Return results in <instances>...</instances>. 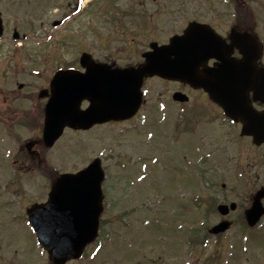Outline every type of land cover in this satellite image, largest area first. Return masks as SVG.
Segmentation results:
<instances>
[{
  "label": "rangeland",
  "instance_id": "1",
  "mask_svg": "<svg viewBox=\"0 0 264 264\" xmlns=\"http://www.w3.org/2000/svg\"><path fill=\"white\" fill-rule=\"evenodd\" d=\"M26 1H29V4H24ZM191 1L188 0V3ZM202 1L206 0L192 2ZM209 1L226 3L235 0ZM242 1L250 2L256 8L261 35H263L264 0ZM41 2L42 0H0V9L5 12L9 30L21 23L24 28L27 27L26 32L31 33L32 36L29 40L23 41L24 47L9 39L0 44V122L4 127V131H0V170L4 178V180L0 178V264L48 263L46 256L39 254L34 236L24 225L26 210L35 202L46 199L51 177L54 176L51 167L57 169L58 173L78 172L97 157L102 159L106 170L105 204L109 211L112 210L110 250L107 252L109 256L105 257L107 264H122L120 262L123 260V251L125 257L127 254L124 235L130 236L132 232H140L143 238L146 236L145 233H148L149 239L139 240L134 248L129 250L131 253L135 248L141 249L139 256L136 257L133 251V257L127 258L128 264H133L136 260H140L142 264H181L185 259L181 253L182 240L181 236L173 234V228L183 226V223L187 224L185 227L190 224L201 227L205 224L204 221L201 222L202 220L198 222L207 209L205 198L209 191V188L207 190L204 188L207 185L202 179L218 180V185L211 189H218L220 184H226L224 193L220 194L216 191L218 199L229 195V200L239 199L240 202L247 200L245 203H250L253 193L264 185V157H262L264 146L257 147L250 141L234 138L214 122L207 120L208 122H203L207 127L206 131L203 127L197 133L188 136L189 144L193 141L194 144H200L201 134L207 136L202 140L204 144L211 141L220 145L223 139L218 155L221 159L226 158L222 162L227 167L214 173L210 170L205 172L189 167L182 142L186 136L184 123L181 124L180 129L175 128L174 118L178 114L176 107L179 105H174L170 97L177 85L153 78L146 83L150 94L149 102L142 110V118L147 115L149 119L144 122L146 123L144 126L142 121L135 118L125 123L108 124L90 133L76 134L67 131L53 148H45L41 145L33 147L38 155L31 156L26 151L25 144L30 140L40 139L43 130L40 129L43 128V120L40 121V117L46 100H40L38 94L42 89L48 88L56 70L74 63L75 36L78 35L77 40L82 42L88 40V32L83 22L86 17H81L77 23L66 22L58 29L53 26L54 22L61 18L62 13L66 14L73 9L74 0H50L45 6ZM93 2L98 0H92L90 3ZM189 7L193 10L199 8L195 4H190ZM182 17L188 18L186 14ZM183 18H172L174 20L173 29L170 26L171 33L182 28ZM170 19L168 16H161L160 28H164V24L168 25L167 21L170 23ZM42 34L50 35L47 39L49 53L46 59L43 57L46 49L40 48L42 42H45L40 40ZM80 35L82 38H79ZM165 36L160 34L161 38ZM20 84H23L22 89L19 88ZM157 100L165 102L164 113L159 112ZM6 108L10 109L14 117L5 111ZM25 112L28 114L30 112L38 119H33L30 123L25 119ZM4 114L6 116L2 117ZM163 114L167 115V120L159 123ZM171 129L177 133L174 134L173 145L170 144ZM166 134H169V139H166ZM12 137L14 138L11 144ZM3 140L5 141L2 142ZM8 147L13 152L9 160L5 156L3 158ZM191 151L192 147L189 158H193L194 155ZM155 156L159 158L158 163L153 162ZM214 157L216 158L217 155ZM122 162L127 163L129 170L122 165ZM147 164L151 174L142 181L139 179L143 169L140 166H145L147 169ZM227 168L230 171H227ZM237 171L242 172L244 181L237 178ZM184 206L188 207L185 213H183L186 208ZM241 211L239 210L236 216H240ZM146 220L147 224H144ZM215 220L213 215L206 220V223L211 225ZM235 226L228 233L225 242L221 243L222 247H225L229 241L239 240L240 231L243 233L242 225L238 223ZM252 243L257 246L250 244L251 254L240 260V264H264V247H262L264 229L256 234V239H253ZM227 258L229 261H225ZM218 259L216 262L218 264H236L235 262L238 261L227 255V248L225 251L222 250ZM193 264H195L194 260Z\"/></svg>",
  "mask_w": 264,
  "mask_h": 264
},
{
  "label": "water",
  "instance_id": "2",
  "mask_svg": "<svg viewBox=\"0 0 264 264\" xmlns=\"http://www.w3.org/2000/svg\"><path fill=\"white\" fill-rule=\"evenodd\" d=\"M192 26L183 36L172 39L167 46H153L145 55L146 63L138 69H97L89 62L87 74L73 71L57 73L52 82V96L46 108L45 143L52 146L66 126L88 129L94 124L132 117L142 102L140 88L143 78L159 75L165 79L190 83L205 88L217 102H231L225 106L229 114L242 119L244 134L255 141L264 140V115L249 108V93L264 102V69L257 67L259 48L251 42L242 49L244 60L224 63L208 83L199 67L217 48L213 39H202ZM210 80V79H209ZM91 101L82 111L83 100ZM176 100H186L181 94ZM248 111V112H247ZM103 172L95 162L78 174L58 178L46 205H35L28 210L40 243L49 251L55 264L79 258L84 248L94 239L101 212ZM264 189L254 198L247 212L250 225L264 214L261 199ZM227 224L221 226L225 230Z\"/></svg>",
  "mask_w": 264,
  "mask_h": 264
},
{
  "label": "flooded vegetation",
  "instance_id": "3",
  "mask_svg": "<svg viewBox=\"0 0 264 264\" xmlns=\"http://www.w3.org/2000/svg\"><path fill=\"white\" fill-rule=\"evenodd\" d=\"M74 1L73 9L66 14L62 13L61 18L64 21L60 25L63 26L69 20H74L77 23L81 17H86L83 22H85L84 27L88 32V40L84 42L77 40L78 35L74 38L76 59L72 67L75 69H81L80 58L85 53L96 61L107 63L112 67L128 68L138 66L140 64L139 60L143 58L146 52L151 50L153 43L166 44L172 36L182 34L192 26L196 29L195 31L200 32L198 37L213 39L219 46L212 53V56L207 58L199 67V72L205 82L208 83L211 79L214 81L212 76L220 70V66L224 63L232 64L236 60H242V49L246 47L248 42L252 43L254 49L255 43L260 46L261 55L258 66L264 68V31L261 35L262 30L259 25L260 21L257 19L256 8L250 2L235 0L222 3L206 0L205 2L193 3L192 0L188 3V0H130L129 2H126L127 0H98V2L93 3L84 2L80 8L79 0ZM190 4H195L199 8L193 10L189 7ZM183 14H186L188 18H183ZM161 16L171 18L170 23L167 21L168 25L164 24V28H160L159 25ZM76 17L78 18L76 19ZM173 17H181L184 20L182 28L171 33ZM80 32L83 33V31ZM160 34L166 35L165 38H161ZM79 38H82V35ZM176 85L177 88L173 92L186 93L190 98V102L183 104L175 102L179 105L180 113L174 120L184 123V132L186 133V137L183 138L186 162L188 161L189 166L195 170H210L214 173L226 169L227 166H224L222 162L226 158L221 159L218 155L223 139L220 145L218 143L213 144L211 141L204 144L202 140L207 136L201 134L200 144H194L193 141L191 145L188 136L197 133L203 127H205V130L207 127L204 126L205 123L203 122L209 120L225 130L230 136L240 137V122H235L228 117L224 107L229 106L231 102H214L203 88L196 89L188 84L181 83H176ZM84 105L87 106L88 102H85ZM251 106L258 113H264V102H251ZM175 128L180 129L176 123ZM241 138L253 144L252 138ZM262 146L264 144L259 147ZM190 147H192L191 153L194 154L193 158H189ZM214 155H217V157L215 158ZM217 181L216 178L214 180L207 179L206 185L213 188L218 185ZM241 201L244 202L237 200V210H242L240 216H236L237 210L230 212L227 217L215 215V211H213L216 220L211 226L207 224L201 228L190 227L186 229L182 235L183 244L187 248L185 253L186 262L182 264H190V259L193 256L192 252L195 249L197 250L195 259L198 264H218L216 262L219 260L222 250L225 251V248L228 247L227 243L225 247L221 246V243L225 242L226 234L213 237L209 234V231L213 225L225 219L231 220L234 226L240 222L242 223L243 219L245 220L246 209L251 206V201L250 203H245L247 200ZM100 223H102L100 227H103L105 221ZM242 230L247 232L248 229L242 227ZM258 230L257 227L252 229L253 232ZM106 238L107 235L104 232L99 242L91 245L82 259L69 261L66 264H107L105 257L109 254L105 249L104 241ZM248 240L250 239L248 238ZM232 241H234L233 248L227 253L233 259L238 260L235 262L236 264H240L243 256L251 254V251L246 252L242 249L241 237L237 242L236 240ZM134 256H139V252H136ZM47 264L52 263L48 261ZM123 264H127V259H125V262L123 261ZM133 264H142V262L136 260Z\"/></svg>",
  "mask_w": 264,
  "mask_h": 264
}]
</instances>
